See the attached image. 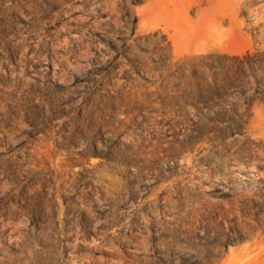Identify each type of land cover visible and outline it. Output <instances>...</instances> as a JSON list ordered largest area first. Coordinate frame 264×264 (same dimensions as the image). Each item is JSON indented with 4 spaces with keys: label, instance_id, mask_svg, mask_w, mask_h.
<instances>
[{
    "label": "rangeland",
    "instance_id": "374dc122",
    "mask_svg": "<svg viewBox=\"0 0 264 264\" xmlns=\"http://www.w3.org/2000/svg\"><path fill=\"white\" fill-rule=\"evenodd\" d=\"M0 264H264V0H0Z\"/></svg>",
    "mask_w": 264,
    "mask_h": 264
},
{
    "label": "trees",
    "instance_id": "16d2710c",
    "mask_svg": "<svg viewBox=\"0 0 264 264\" xmlns=\"http://www.w3.org/2000/svg\"><path fill=\"white\" fill-rule=\"evenodd\" d=\"M252 56L247 54L240 57H234L233 60L238 61L240 70L244 71L246 67H249L252 63ZM219 64H222L221 62ZM230 77H224L221 83L215 81V85L224 86L226 83L230 82ZM202 103L206 105L208 108L215 107L216 105L221 107V111L217 112L213 117L212 120L215 121H222V120H229L227 124L233 125L239 120V117L235 116L234 114L228 113V109H232L233 112H238V109L246 106L247 108H251L253 105V98L251 95L246 96V93L243 94V97H233L229 100V96L227 93L224 92H217L215 95L206 94L203 95ZM227 104V105H226ZM229 106V107H226ZM228 108V109H226Z\"/></svg>",
    "mask_w": 264,
    "mask_h": 264
}]
</instances>
